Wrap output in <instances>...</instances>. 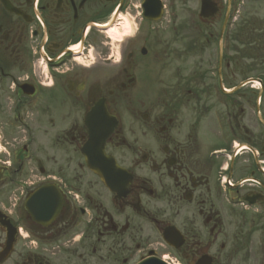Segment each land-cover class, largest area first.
<instances>
[{
    "label": "flooded vegetation",
    "instance_id": "flooded-vegetation-1",
    "mask_svg": "<svg viewBox=\"0 0 264 264\" xmlns=\"http://www.w3.org/2000/svg\"><path fill=\"white\" fill-rule=\"evenodd\" d=\"M263 59L264 0H0V264H264Z\"/></svg>",
    "mask_w": 264,
    "mask_h": 264
},
{
    "label": "rangeland",
    "instance_id": "rangeland-1",
    "mask_svg": "<svg viewBox=\"0 0 264 264\" xmlns=\"http://www.w3.org/2000/svg\"><path fill=\"white\" fill-rule=\"evenodd\" d=\"M253 63V64H252ZM249 65L252 64L253 65V71H252V75L256 72H258L256 70V65H257V68H259V70H263L264 69V59L263 60H259L258 63H256L255 61L254 62H251V63H248ZM257 236V235H256Z\"/></svg>",
    "mask_w": 264,
    "mask_h": 264
},
{
    "label": "water",
    "instance_id": "water-1",
    "mask_svg": "<svg viewBox=\"0 0 264 264\" xmlns=\"http://www.w3.org/2000/svg\"><path fill=\"white\" fill-rule=\"evenodd\" d=\"M5 256H6V253H2V254H0V261L3 260V259L5 258ZM150 263H151V264H160V263H158V262H156V261H151ZM143 264H144V263H143Z\"/></svg>",
    "mask_w": 264,
    "mask_h": 264
},
{
    "label": "bare ground",
    "instance_id": "bare-ground-1",
    "mask_svg": "<svg viewBox=\"0 0 264 264\" xmlns=\"http://www.w3.org/2000/svg\"><path fill=\"white\" fill-rule=\"evenodd\" d=\"M118 38H120V37H118Z\"/></svg>",
    "mask_w": 264,
    "mask_h": 264
}]
</instances>
